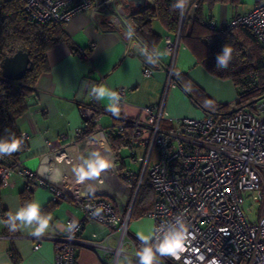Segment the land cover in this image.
<instances>
[{"label":"built area","instance_id":"2783aa9c","mask_svg":"<svg viewBox=\"0 0 264 264\" xmlns=\"http://www.w3.org/2000/svg\"><path fill=\"white\" fill-rule=\"evenodd\" d=\"M23 1L26 13L41 23L52 21L63 25L76 13L90 11L107 16L111 23L126 31L131 26L134 30L131 38H136V26L119 0ZM186 11L180 14L174 38L165 39L172 62ZM225 26L228 29L247 27L264 50V0H254L251 8L232 16ZM151 72L149 67L143 70L144 75ZM174 77L169 71L159 105L141 107L140 116L129 121L132 129L129 163L111 151L107 136L97 123L94 132L82 140L84 144L93 134L102 135L113 159L108 183L122 192L123 201L113 203L97 191L76 192L65 183L58 184L48 176L26 170L21 159L0 158L1 186L9 185L14 173L37 176L36 181L50 186L56 197L70 196L82 206V220L67 219L65 234L52 237L56 241L54 264H75L77 242L104 253L111 252L114 264L125 254L133 264H139L135 252L141 242L129 232L128 225L136 192L145 174L155 191L153 206L146 215L152 221V233L177 215L185 218L192 233L178 258L158 255L159 264H210L213 259L217 264H264V96L240 106V96L236 95L226 110L215 103L199 118H177L165 126V96L167 89L174 85ZM115 91L121 96L122 104L126 88ZM81 133L78 129L77 139ZM65 149L67 146L60 147L55 153ZM134 179L137 180L135 193L124 212ZM248 199L257 205L254 219L247 213L252 206L244 208ZM91 221L106 224L109 227L106 239L114 237L116 244L81 240V228ZM38 247L39 242L34 244V249Z\"/></svg>","mask_w":264,"mask_h":264},{"label":"crops","instance_id":"0c3cea01","mask_svg":"<svg viewBox=\"0 0 264 264\" xmlns=\"http://www.w3.org/2000/svg\"><path fill=\"white\" fill-rule=\"evenodd\" d=\"M119 1L123 7L127 3V0ZM147 3L151 4L152 0H145L143 5L131 1L128 8L124 7V12L128 14ZM223 3L225 5L217 7L215 12L208 13L207 7H204V13L210 16L212 25L220 18L219 27L223 26L232 16L251 8L254 0H228ZM215 24L213 26L217 27ZM63 29L64 39L48 50V69L38 77L27 109L16 120L17 129L27 146L21 154V161L30 172L45 175V157L55 156V151L63 146L73 149L80 146L82 140L77 139V131L81 129L82 132L88 122L94 126L98 124L106 136L109 132L119 133L127 129L129 121L140 116L141 107L159 105L169 71L176 80L173 79L174 85L167 89L165 96V126L173 124L177 118H199L211 110V107L205 109L190 98L177 81L180 75L182 80L188 79L199 86L213 102L229 104L237 95L232 80L210 74L197 62L194 53L184 42L180 41L172 62L165 39L174 38V33L168 32L157 19L152 20V30L160 36V40L153 53L137 38H127V31L111 23L107 16L90 11L76 13L63 24ZM135 44L143 48L148 57H158L157 62L150 64L144 60L134 50ZM146 67L152 70L149 75L143 73ZM92 84H103L114 91L119 87L126 88L125 100L119 105V117L106 110L110 103L107 97L97 101L89 95ZM110 149L126 160L127 156H121L111 146ZM36 177L14 173L9 185H0V214L3 210L8 214L14 213L21 206L20 192L32 187V200L41 205L42 212L53 216L50 228L39 238L31 235L30 228L10 231L0 215V264H54L56 241L52 237L65 234L67 219L74 222L82 220L83 210L79 202L70 196L56 197L50 186L39 184ZM101 194L113 203L123 201L124 195L117 187L115 191L111 188V191ZM136 220L133 227L136 237L152 234L149 218V223H143L142 218ZM108 232L106 224L91 221L81 228L79 238L115 245L114 237L106 239ZM37 242L39 247L34 249ZM75 264H114L113 254L77 242Z\"/></svg>","mask_w":264,"mask_h":264},{"label":"trees","instance_id":"16d2710c","mask_svg":"<svg viewBox=\"0 0 264 264\" xmlns=\"http://www.w3.org/2000/svg\"><path fill=\"white\" fill-rule=\"evenodd\" d=\"M227 1L191 0L181 26L180 41L190 48L197 62L210 74L220 79L232 80L237 95L240 96L239 105L242 106L264 96V59H262L264 50L245 26L232 29L226 28V23L219 28L211 26L210 16L205 15L204 7H207L210 13L214 4ZM174 3L175 0H152L151 4L147 3L128 13L131 23L136 26L135 37L151 53L160 40V36L152 30V20H159L170 33L175 34L178 31L180 13L172 8ZM64 34L63 25L60 23L52 21L41 23L34 20L26 13L23 0H5L0 3V137L12 132L22 138L16 120L27 109L38 77L48 69V50L64 39ZM225 44L233 49L232 59L227 69H216L217 54L222 52ZM18 50L28 54L29 68L20 80H8L2 75L3 59ZM177 79L190 98L203 108L212 109L214 104L218 103L223 110L227 109V103L213 102L195 83L188 79L182 80V75ZM94 130L95 126L88 122L78 140L90 136ZM131 132L129 126L119 133L109 132L107 138L112 150L120 153L122 149L128 148ZM23 142L20 151L7 157L12 160L21 159V154L27 147L24 139ZM136 182L137 180L134 179L124 212L127 211L135 193ZM32 189L26 187L20 192L21 206L26 201L32 200ZM154 198L155 191L150 178L145 174L136 192L130 221L145 217L153 206ZM0 215L5 224L7 211H1Z\"/></svg>","mask_w":264,"mask_h":264},{"label":"clouds","instance_id":"9594fccd","mask_svg":"<svg viewBox=\"0 0 264 264\" xmlns=\"http://www.w3.org/2000/svg\"><path fill=\"white\" fill-rule=\"evenodd\" d=\"M191 0H175L172 5L174 10L184 15ZM134 30L129 26L126 32V37L131 39ZM233 49L225 44L222 52L217 54L216 69H227L232 59ZM148 59L155 63L157 59L149 56ZM89 95L97 100L102 101L106 97L110 101L107 111L113 116L120 115L121 96L118 92L106 87L103 84H92L89 86ZM23 139L17 137L15 133L9 132L5 137H0V158L12 156L20 151L23 145ZM88 155L83 159V162L74 166V173L83 183L87 180L99 177L105 170L112 167V162L103 156L98 151H87ZM53 220L51 213L41 211V205L36 200L26 201L16 211L9 212L6 226L10 231H17L22 228H30L31 235L34 237H42L50 228V222ZM192 233L189 231V225L185 218L181 215L174 217L172 221L165 222L156 227L152 234L141 235L138 239L141 242V247L136 250L135 256L138 258L139 264H159L157 256L178 258L179 254L185 250V246L189 241ZM123 252V249H121ZM118 264H133L127 254L123 255ZM210 264H217L213 259Z\"/></svg>","mask_w":264,"mask_h":264},{"label":"bare ground","instance_id":"6f19581e","mask_svg":"<svg viewBox=\"0 0 264 264\" xmlns=\"http://www.w3.org/2000/svg\"><path fill=\"white\" fill-rule=\"evenodd\" d=\"M71 148L72 147H68L67 149L61 152H57L54 157L47 156L44 158V165H45L44 174L47 175L51 181H54L58 184L67 183L76 192L79 193H82L87 190L97 191V192H109L111 191V188L113 191L116 190V187H109L108 185V179H110L111 167L105 169L99 175V177L87 180L83 183L79 182L76 175H68L67 173L63 172V170H61L59 166V162L64 158L71 157L70 155L75 154L73 152H70L69 149ZM87 151H98L103 156L108 158L113 164L112 155L102 135L93 134L89 141H86L84 144H82V155L86 157L88 155Z\"/></svg>","mask_w":264,"mask_h":264},{"label":"water","instance_id":"95a60500","mask_svg":"<svg viewBox=\"0 0 264 264\" xmlns=\"http://www.w3.org/2000/svg\"><path fill=\"white\" fill-rule=\"evenodd\" d=\"M134 2L136 5H143L145 0H127L124 4L125 8L129 7V2ZM134 50L148 63L152 62L148 59V55L143 48L135 44ZM30 58L28 54L23 50H18L11 56H7L3 59L2 63V75L4 78L12 81L20 80L29 68Z\"/></svg>","mask_w":264,"mask_h":264},{"label":"rangeland","instance_id":"374dc122","mask_svg":"<svg viewBox=\"0 0 264 264\" xmlns=\"http://www.w3.org/2000/svg\"><path fill=\"white\" fill-rule=\"evenodd\" d=\"M3 1H5V0H0V3L1 2H3ZM220 5H225L223 2L222 3H216V4H214V6H213V8H212V11H216L217 10V7L219 8V6ZM215 18H216V20H217V15L215 14ZM220 18H219V21H215L216 22V24L215 23H213V25L215 24V25H217V28H219V24H220ZM227 23V22H226ZM70 150V152H73V153H76V154H72V155H70L71 157H66V158H64L63 160H61L60 162H59V166H60V168H61V170H63V172H65V173H67L68 175H75V173H74V171H73V169H74V166L75 165H77V164H80V163H82L83 162V159H84V157L82 156V144L80 145V146H78V147H76L75 149H69ZM120 154H121V156H123V157H125V156H128V154H130V150H129V148H124V149H122L121 151H120ZM54 156V155H53ZM52 156V157H53ZM127 163H129L130 162V160H129V157H127L126 158V160H125ZM67 186H70L69 184H67V183H65ZM252 206V208H251V211H247V213L250 215V217L252 218V219H254L255 218V216H254V211H255V209L257 208V205L255 204V203H253V201L251 200V199H248L246 202H245V204H244V208L245 209H247V208H250ZM151 220V219H150ZM143 223H149V221H148V218H142V220H141ZM137 222V220H135V219H132L130 222H129V225H128V230H129V232L132 234V235H134V236H137L136 234V232L134 231V229H133V227H134V225H135V223ZM152 222V221H151ZM146 225V224H145ZM147 226V225H146ZM110 242H113L112 240L110 241Z\"/></svg>","mask_w":264,"mask_h":264}]
</instances>
